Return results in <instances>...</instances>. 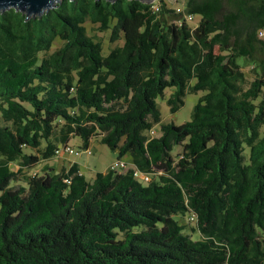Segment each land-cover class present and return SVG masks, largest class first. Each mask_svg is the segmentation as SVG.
I'll return each instance as SVG.
<instances>
[{
    "label": "trees",
    "instance_id": "obj_1",
    "mask_svg": "<svg viewBox=\"0 0 264 264\" xmlns=\"http://www.w3.org/2000/svg\"><path fill=\"white\" fill-rule=\"evenodd\" d=\"M180 4L0 9V264H264V0ZM88 20L123 44L104 54ZM167 88L171 113L206 91L190 120L162 122ZM95 134L128 169L89 179L57 152Z\"/></svg>",
    "mask_w": 264,
    "mask_h": 264
},
{
    "label": "rangeland",
    "instance_id": "obj_2",
    "mask_svg": "<svg viewBox=\"0 0 264 264\" xmlns=\"http://www.w3.org/2000/svg\"><path fill=\"white\" fill-rule=\"evenodd\" d=\"M156 2H160L161 0H155ZM183 0H166L169 5L171 6H179V3ZM200 19L199 15H196V21ZM87 27L88 34L93 36L95 40L100 41L103 45V52L104 54H108L109 51L115 47L116 45L123 44V39H118L116 41L111 40V34L112 29L107 30H101L99 28L98 23H93L90 20H88L85 23ZM63 41L60 38H56L52 50H55L58 48ZM218 52L223 51V49L219 46H217L216 49ZM251 66H245L244 70L247 73L248 81L250 82L253 79V74L250 71ZM173 88H167L165 91V98H159L158 104L159 108L162 113V122H175L177 124L184 123L185 121H188L192 118V113L195 104L199 100V98L206 93L205 90H200L198 92L194 93H188L185 97V104L176 112L171 113L169 105L167 104V98L172 93ZM156 135L160 134V124L155 126ZM262 134H264V127L262 128ZM69 143L75 148V150H82L81 144L82 139L79 136L73 135ZM93 148L91 149V153L89 154L87 151H83L81 154H71V158L74 160H77L83 169V172L86 174V176L90 179L93 177V175L96 173V171H104L109 168L110 164L117 160V152L110 149L106 144H103L100 142V135L95 134L93 136ZM28 151H31V149H28ZM181 152V147H176L174 150V155H178ZM249 152L250 148L247 146L245 153L247 156V159H249ZM69 154H64L63 156H67ZM63 156H57L51 159V164H54L53 166H56L58 170L62 168L63 162H65V159ZM68 156V157H70ZM127 159V156L124 157ZM44 165V162H41L37 165H35L33 168H31L29 171L31 173L37 172L41 173L42 167ZM12 166L14 168H18V165L13 163ZM176 218H178L182 224H185L188 226L187 231L193 235L194 238L198 237V233L193 232L190 227L195 225V222L188 221L187 217H182L181 215H175Z\"/></svg>",
    "mask_w": 264,
    "mask_h": 264
},
{
    "label": "built area",
    "instance_id": "obj_3",
    "mask_svg": "<svg viewBox=\"0 0 264 264\" xmlns=\"http://www.w3.org/2000/svg\"><path fill=\"white\" fill-rule=\"evenodd\" d=\"M151 4H152V9L154 11H159L160 5H159L158 2L153 1V2H151ZM183 10H184L183 4H180L177 7V11L181 12ZM195 19H196V15L195 14H193V13H185L184 14V20L181 19V20H179V22L181 23L182 21H185V22L189 23L191 26L195 27L198 24V21H196ZM259 35L261 37H264V29L260 30ZM156 132L157 131L155 129H152L150 131V133L153 134V135H155ZM62 151L70 153V154H76V155L80 154V151L79 150H75V148L70 143L63 145L61 150H58L57 152L61 153ZM86 151L88 153H91V149L90 148L87 149ZM110 168L111 169H115V170H126V169L129 168V164L125 160L117 159V160L113 161L110 164ZM134 175L137 176L138 178H140L141 180H144V181L151 179L149 174H147L145 172H142L141 170H139L137 168L134 170ZM195 218H196V214L192 213L190 215V219L191 220H195Z\"/></svg>",
    "mask_w": 264,
    "mask_h": 264
},
{
    "label": "water",
    "instance_id": "obj_4",
    "mask_svg": "<svg viewBox=\"0 0 264 264\" xmlns=\"http://www.w3.org/2000/svg\"><path fill=\"white\" fill-rule=\"evenodd\" d=\"M60 0H0V9L15 8L26 13L27 19L30 17L42 16L46 11L55 8ZM115 2L116 0H108ZM151 3L155 0H141Z\"/></svg>",
    "mask_w": 264,
    "mask_h": 264
},
{
    "label": "crops",
    "instance_id": "obj_5",
    "mask_svg": "<svg viewBox=\"0 0 264 264\" xmlns=\"http://www.w3.org/2000/svg\"><path fill=\"white\" fill-rule=\"evenodd\" d=\"M93 140H92V143L90 144V147L91 148H93ZM126 157V156H125ZM130 159V157L129 156H127V160H129ZM68 160H70V161H77V160H74V159H72L71 157H68ZM80 167H81V164H80ZM81 172H83V169H82V167H81ZM84 173V172H83ZM85 174V173H84ZM86 175V174H85ZM94 176V175H93Z\"/></svg>",
    "mask_w": 264,
    "mask_h": 264
}]
</instances>
